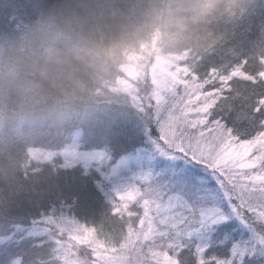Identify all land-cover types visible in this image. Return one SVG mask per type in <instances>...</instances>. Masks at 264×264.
Segmentation results:
<instances>
[{"label": "snow or ice", "instance_id": "6c2138e0", "mask_svg": "<svg viewBox=\"0 0 264 264\" xmlns=\"http://www.w3.org/2000/svg\"><path fill=\"white\" fill-rule=\"evenodd\" d=\"M131 63L118 87L147 141L132 158L136 170L113 182L129 158L113 165L105 146L85 149L75 136L36 152L39 212L14 228L32 250L67 231L85 264H264V55H246L233 32L202 52ZM96 174L111 185L97 180L106 201L98 221L78 214L90 211ZM10 236L0 233V247ZM30 261L42 264L30 251L0 256V264Z\"/></svg>", "mask_w": 264, "mask_h": 264}, {"label": "clouds", "instance_id": "9594fccd", "mask_svg": "<svg viewBox=\"0 0 264 264\" xmlns=\"http://www.w3.org/2000/svg\"><path fill=\"white\" fill-rule=\"evenodd\" d=\"M262 11L264 0H0V137H80L98 114L122 109L130 54L147 65L202 52L214 30ZM257 24L264 36V19Z\"/></svg>", "mask_w": 264, "mask_h": 264}, {"label": "trees", "instance_id": "16d2710c", "mask_svg": "<svg viewBox=\"0 0 264 264\" xmlns=\"http://www.w3.org/2000/svg\"><path fill=\"white\" fill-rule=\"evenodd\" d=\"M264 19V11L260 12L251 23L241 21L234 26H225L214 30L218 41L221 37H231L233 32L236 39L242 43L245 54L249 57L264 55V36L257 22ZM15 16L7 19L8 25L17 23ZM215 42H212L211 45ZM210 45V46H211ZM254 63V61H253ZM257 70L259 64H255ZM119 79V78H118ZM249 87H251L249 85ZM106 113H100L93 120L87 122L84 133L80 136V141L86 143V147L105 146L112 159H118L131 153L145 144V135L141 132V126L129 108H124L121 104L114 105ZM70 137L69 134L58 131L45 136L19 140L12 135L0 137V233H12L9 239L11 243H6L0 247V256L7 255L9 252L30 251L36 259L42 260V264H61L57 257L54 244H50L45 250H32V240L22 231H16L14 225L19 224L21 228L30 225L31 219L38 215L39 209L32 202L37 199L34 188L39 189L41 182L45 179L44 174L37 175L38 164L29 159L28 149L41 148L47 149L51 145L60 143L61 147ZM47 169V165H45ZM78 173L77 169L69 172H61L60 180L71 177ZM98 174L93 176L90 184V191L94 196L91 201L90 211L84 215L85 219L91 218L99 220L100 214L105 210L106 201L102 191L96 188ZM81 222H84L83 220ZM89 226H94L90 224ZM14 231V233H13ZM211 251L220 252L219 248ZM82 253V250L80 249ZM31 264V261L29 262Z\"/></svg>", "mask_w": 264, "mask_h": 264}, {"label": "rangeland", "instance_id": "374dc122", "mask_svg": "<svg viewBox=\"0 0 264 264\" xmlns=\"http://www.w3.org/2000/svg\"><path fill=\"white\" fill-rule=\"evenodd\" d=\"M177 53H179V52H177ZM170 54H174V53H166L164 55H170ZM164 55H158V56L154 57L152 62H154L155 59H157V58H159L161 56H164ZM128 59H129V62L122 67V71H131L133 69V64L131 63V61L136 60L137 59V55L134 54V53L130 54ZM119 79H118V82H119ZM141 132L144 135V133L142 131V128H141ZM73 137L74 136H70L68 138L67 142L65 144H63V146L70 144L71 143V139ZM78 140L80 142V146L82 148L87 149L86 143H84L83 141H80L79 137H78ZM144 144L145 145L142 146L141 148H139V149H137V150H135V151H133L131 153H128V154H126V155H124L122 157H119L118 159H112L111 156H110V158H111L110 159V163L113 164V165L117 164L122 158H125V157L129 158L127 167L119 168L118 172H117V175L112 177V181L113 182L119 180L121 177L130 176L131 173L136 170L137 162H136L135 159H132V158L136 157L141 150H143V149H145L147 147L146 139H145V143ZM44 150H46V149H41V148H37V147L28 149L29 159L32 160L34 163H37L34 160V158H33V154L36 153V152L44 151ZM100 181H102V187L104 188V190L107 191L108 188L111 186L110 182L109 181H104L102 177H100ZM103 194H104V192H103ZM16 231H20V230H16ZM73 231H74V229H73ZM236 232L237 233L239 232V228L238 227L236 229ZM13 233H14V231H13ZM22 233H24V232L22 231ZM56 240H58V242H53L54 250H55V253H56L57 257L60 259L61 264H85L86 258L80 252L81 246L78 243V241L74 238V236H71L66 231L63 234H58L57 237H56ZM214 248H219L221 251L223 250L220 247H214ZM214 248L209 249V251H211Z\"/></svg>", "mask_w": 264, "mask_h": 264}]
</instances>
